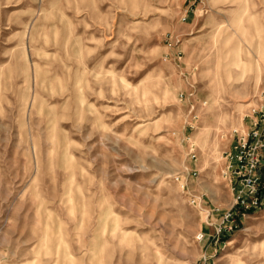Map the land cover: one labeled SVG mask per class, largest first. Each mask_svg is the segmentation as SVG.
Masks as SVG:
<instances>
[{
  "label": "rangeland",
  "instance_id": "1",
  "mask_svg": "<svg viewBox=\"0 0 264 264\" xmlns=\"http://www.w3.org/2000/svg\"><path fill=\"white\" fill-rule=\"evenodd\" d=\"M263 88L264 0H0V264H264V205L195 238Z\"/></svg>",
  "mask_w": 264,
  "mask_h": 264
},
{
  "label": "built area",
  "instance_id": "2",
  "mask_svg": "<svg viewBox=\"0 0 264 264\" xmlns=\"http://www.w3.org/2000/svg\"><path fill=\"white\" fill-rule=\"evenodd\" d=\"M195 117L196 115H193V119ZM243 120L241 128L232 129L229 147L222 152L224 158L222 173L228 178L233 195L232 202L220 214L218 221L205 222L206 226L213 227L214 233L200 231L195 235L198 241L209 237L218 239L221 235L230 234L237 227L236 218L239 213L243 215L264 205V88L256 96ZM188 154L190 165L183 166L181 172L175 173L173 180L179 184L188 202L200 207L203 195L192 193L187 181L188 177L197 174L196 167L191 166L197 160L192 145Z\"/></svg>",
  "mask_w": 264,
  "mask_h": 264
}]
</instances>
